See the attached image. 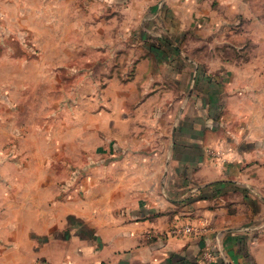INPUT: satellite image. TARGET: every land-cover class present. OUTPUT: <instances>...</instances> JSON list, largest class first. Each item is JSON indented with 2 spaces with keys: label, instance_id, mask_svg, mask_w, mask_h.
I'll use <instances>...</instances> for the list:
<instances>
[{
  "label": "rangeland",
  "instance_id": "rangeland-1",
  "mask_svg": "<svg viewBox=\"0 0 264 264\" xmlns=\"http://www.w3.org/2000/svg\"><path fill=\"white\" fill-rule=\"evenodd\" d=\"M210 4L211 30L182 37L133 0H0V264H99L84 255L100 247L85 196L121 152L118 132H138L129 85L143 59L187 57L193 88L218 78L232 130L264 122V0Z\"/></svg>",
  "mask_w": 264,
  "mask_h": 264
},
{
  "label": "crops",
  "instance_id": "crops-1",
  "mask_svg": "<svg viewBox=\"0 0 264 264\" xmlns=\"http://www.w3.org/2000/svg\"><path fill=\"white\" fill-rule=\"evenodd\" d=\"M156 1L133 0L156 17L152 27L170 26L182 37L211 30L210 0L150 9ZM188 61L174 53L137 65L129 88L142 96L138 132H118L121 152L85 196L93 210L84 216L97 225L100 247L84 255L99 264H264V140L252 130H264V122L232 130L217 113L218 78L199 74L193 88ZM124 122L133 123L124 117L115 127ZM174 225L195 231L169 235Z\"/></svg>",
  "mask_w": 264,
  "mask_h": 264
},
{
  "label": "built area",
  "instance_id": "built-area-1",
  "mask_svg": "<svg viewBox=\"0 0 264 264\" xmlns=\"http://www.w3.org/2000/svg\"><path fill=\"white\" fill-rule=\"evenodd\" d=\"M195 231V228L191 225H174L169 231V235L173 236H183L185 234H190Z\"/></svg>",
  "mask_w": 264,
  "mask_h": 264
}]
</instances>
